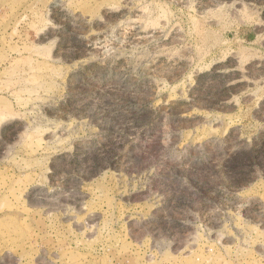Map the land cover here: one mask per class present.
<instances>
[{"label": "rangeland", "instance_id": "1", "mask_svg": "<svg viewBox=\"0 0 264 264\" xmlns=\"http://www.w3.org/2000/svg\"><path fill=\"white\" fill-rule=\"evenodd\" d=\"M0 264H264V0H0Z\"/></svg>", "mask_w": 264, "mask_h": 264}, {"label": "trees", "instance_id": "2", "mask_svg": "<svg viewBox=\"0 0 264 264\" xmlns=\"http://www.w3.org/2000/svg\"><path fill=\"white\" fill-rule=\"evenodd\" d=\"M248 39L253 40L254 39L253 35H250Z\"/></svg>", "mask_w": 264, "mask_h": 264}]
</instances>
